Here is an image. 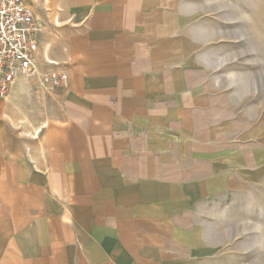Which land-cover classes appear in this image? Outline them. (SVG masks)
<instances>
[{
    "label": "crops",
    "instance_id": "obj_1",
    "mask_svg": "<svg viewBox=\"0 0 264 264\" xmlns=\"http://www.w3.org/2000/svg\"><path fill=\"white\" fill-rule=\"evenodd\" d=\"M218 4H35L67 82L44 118L40 77L0 108V264H244L212 216L263 182L264 122L210 67Z\"/></svg>",
    "mask_w": 264,
    "mask_h": 264
},
{
    "label": "rangeland",
    "instance_id": "obj_2",
    "mask_svg": "<svg viewBox=\"0 0 264 264\" xmlns=\"http://www.w3.org/2000/svg\"><path fill=\"white\" fill-rule=\"evenodd\" d=\"M218 2L214 17L224 25L214 28L211 44V69L225 89L235 94L238 102L259 109L264 122V0H214ZM217 13L222 15H217ZM41 38H52V50L61 47L62 28L51 19L41 16ZM56 43V44H55ZM54 44V45H53ZM45 75L53 67L43 65ZM59 68V67H56ZM40 76V81L43 83ZM36 83L29 97L35 99ZM44 84V83H43ZM39 104H32L31 114L39 106L46 109L41 118L49 114L56 96L52 87L44 84ZM212 223L225 227L229 236V254L244 264H264V180L241 196L229 198L213 209Z\"/></svg>",
    "mask_w": 264,
    "mask_h": 264
},
{
    "label": "built area",
    "instance_id": "obj_3",
    "mask_svg": "<svg viewBox=\"0 0 264 264\" xmlns=\"http://www.w3.org/2000/svg\"><path fill=\"white\" fill-rule=\"evenodd\" d=\"M34 0H0V108L18 76L35 77L41 25ZM44 84L64 88L67 75L52 69L41 76Z\"/></svg>",
    "mask_w": 264,
    "mask_h": 264
},
{
    "label": "bare ground",
    "instance_id": "obj_4",
    "mask_svg": "<svg viewBox=\"0 0 264 264\" xmlns=\"http://www.w3.org/2000/svg\"><path fill=\"white\" fill-rule=\"evenodd\" d=\"M34 3L36 4V5H38V6H40L43 10H46L47 9V7H48V0H34ZM59 5V4H58ZM39 19V17L37 18V20ZM39 21V20H38ZM55 23L56 24H58V21H55ZM50 41V40H49ZM42 42V41H41ZM40 44V43H39ZM54 45V44H53ZM52 48V44H51V42H48L47 41V38L45 39V42L43 41V43L41 44V50H40V52H38V50H37V52L39 53L38 55H40L41 56V58H42V60L43 61H45L46 62V65H51V64H54V63H56V62H54L51 58H50V52H51V49ZM37 52H36V62L38 63V61H37ZM39 56V57H40ZM38 65H40V63H38ZM41 66V65H40ZM40 71L41 70H39V71H37V75L35 76V77H40L41 76V74H40ZM19 78H26V79H30L28 76H18L17 77V79L13 82V84L19 79ZM33 78V77H32ZM21 80H24V79H21ZM22 82V81H21ZM13 84H12V86H13ZM11 86V87H12ZM8 96V95H7ZM6 96V97H7ZM23 113V112H22ZM23 115V114H22ZM26 117V116H25ZM27 118V117H26ZM21 120V119H20ZM25 121H26V119H24ZM19 121V120H18ZM28 121V120H27ZM26 121V122H27ZM24 125V124H23ZM44 125V124H43ZM25 126V125H24ZM25 129H28V127L26 128L25 127ZM39 130V127L37 126V128L34 130L35 131V133H37V131ZM33 133V132H32ZM31 133V134H32ZM29 134V133H28ZM32 136V135H31Z\"/></svg>",
    "mask_w": 264,
    "mask_h": 264
}]
</instances>
